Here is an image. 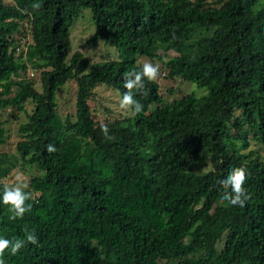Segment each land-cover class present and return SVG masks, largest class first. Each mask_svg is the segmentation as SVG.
Instances as JSON below:
<instances>
[{"label": "trees", "instance_id": "obj_1", "mask_svg": "<svg viewBox=\"0 0 264 264\" xmlns=\"http://www.w3.org/2000/svg\"><path fill=\"white\" fill-rule=\"evenodd\" d=\"M84 10L94 27L87 44L102 41L118 59L72 53L71 27ZM154 46L174 55L164 60ZM141 56L161 62L159 76L207 94L166 102L157 81H145L143 94L133 90L139 114L105 109L100 120L95 89L121 99ZM70 80L74 119L57 112ZM6 110L25 121L16 153L0 152V194L19 166L41 174L25 189L31 211L22 219L0 204V237L23 239L25 228L38 237L16 255L6 250L4 264H264V0H0ZM237 167L250 199L225 206L218 181Z\"/></svg>", "mask_w": 264, "mask_h": 264}, {"label": "rangeland", "instance_id": "obj_2", "mask_svg": "<svg viewBox=\"0 0 264 264\" xmlns=\"http://www.w3.org/2000/svg\"><path fill=\"white\" fill-rule=\"evenodd\" d=\"M93 32L94 27L91 21L90 13L88 10H84L75 19L71 27L72 53L80 52L85 57H88L90 63L118 59V50L114 47L105 45L102 41H97L94 47L87 44V39L93 34ZM153 50L156 53L161 54L164 60L167 56L174 55L173 52L164 54L156 46L153 47ZM136 62L142 65L144 62H151L153 64H158L159 68L161 67V62L158 59L150 60L145 56L139 57ZM34 76L35 77L33 79H35V87L38 91H40L38 73ZM19 77L21 78V75ZM156 81L159 85L163 99L166 102L178 99L181 95L186 93L194 94L197 97L207 94V88H200L192 82H182L178 79L171 80L163 77L162 74ZM94 96V102H91L90 104L93 106V113L95 116H98L100 120H102L106 115L105 109H108L110 111V115L114 117H124L129 114V112H126L119 107L120 96L115 90L105 86H98L95 89ZM75 98L76 84L74 80H70L57 91V112L62 118L69 117L74 119ZM23 107L27 110V112H30L32 104L27 102L23 105ZM0 120L5 121L6 129L5 144L0 145V152L14 154L16 153V143L21 140L18 134V126L25 121V114L22 112L11 113V110H6L0 112ZM40 174L41 172L35 166H19L4 179V182L10 187L18 184H27L29 187V180L34 176H39Z\"/></svg>", "mask_w": 264, "mask_h": 264}, {"label": "clouds", "instance_id": "obj_3", "mask_svg": "<svg viewBox=\"0 0 264 264\" xmlns=\"http://www.w3.org/2000/svg\"><path fill=\"white\" fill-rule=\"evenodd\" d=\"M40 7V3L32 5L34 10H39ZM159 75V65L151 62H144L139 70L126 72L124 74V88L127 91L120 99L119 107L131 115L139 114L143 109V105L134 99L133 90L143 94L145 91V81L155 82ZM101 132L104 137L111 139L107 125L101 126ZM47 151L52 153L56 149L49 144ZM247 179L246 169L244 167H237L232 169L224 179L218 181L224 189L221 202H226L225 206H245L246 201L250 199V194L244 188ZM27 187V184L5 187L2 194H0V204L8 208V211L11 213L10 219L12 220L22 219L25 213L31 211V205L27 203L31 199V193L25 191ZM24 231L25 236L23 239L16 238L15 240H10L0 237V264H4L3 257L6 250L10 249L11 255H16L26 244L38 245V237L35 231H29L27 228Z\"/></svg>", "mask_w": 264, "mask_h": 264}]
</instances>
